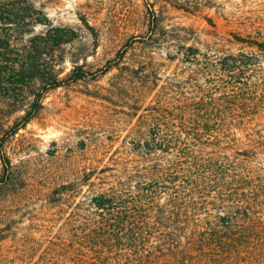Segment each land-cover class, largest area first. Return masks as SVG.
<instances>
[{
  "label": "rangeland",
  "instance_id": "obj_1",
  "mask_svg": "<svg viewBox=\"0 0 264 264\" xmlns=\"http://www.w3.org/2000/svg\"><path fill=\"white\" fill-rule=\"evenodd\" d=\"M0 12V264L125 260L96 255L106 249L83 239L91 201L150 182L171 157L150 153L147 141L167 126L178 131L189 112L220 124L211 133L220 141L201 145L208 173L223 171L227 156L251 180L242 196L248 215L237 224L246 238L241 255L219 259L208 241L200 259L264 264V154L243 155L262 152L249 141L264 138V61L250 45L264 43V0H0ZM230 55L253 65L228 78L222 66ZM228 80L254 86L258 105L228 104L236 96ZM54 82L63 84L49 90ZM201 171L195 220L204 226L220 200L203 180L223 177ZM156 214L165 232L164 212Z\"/></svg>",
  "mask_w": 264,
  "mask_h": 264
},
{
  "label": "trees",
  "instance_id": "obj_2",
  "mask_svg": "<svg viewBox=\"0 0 264 264\" xmlns=\"http://www.w3.org/2000/svg\"><path fill=\"white\" fill-rule=\"evenodd\" d=\"M0 19H3L1 12ZM151 24L157 23L153 20ZM250 45L258 47L264 61V43L250 42ZM249 65L253 64L230 55L223 60L222 67L228 78H231L236 74L234 73L236 70L238 74L245 75ZM80 77L81 73L75 79ZM73 80L72 76L67 78V81ZM62 84L63 82L50 83L49 90ZM227 85L234 91L233 96L236 95L234 99L228 98V104L236 102L237 105L245 106L244 111L258 105L256 93L252 90L254 86L249 82L237 88L228 80ZM262 90L264 91V88ZM244 92L251 94V99L244 97L246 95ZM211 99L213 98H210V101ZM37 109L35 104L32 105V109L22 117L23 125L31 120ZM207 111L209 110L205 107L200 115ZM216 123L217 120L211 116H197L195 119V115L189 112L185 118H181L178 131L169 126L164 131H158L149 140L153 142L152 148L147 141L146 146L150 153L158 150L171 157V160H165L157 170L155 167V170L150 172V182H138L134 186L135 193L127 191L124 195L102 194L93 198L91 202L94 212L93 216L87 219L90 228L83 239L94 247L99 245L106 249L94 251V254L110 252L112 255H120L125 260L121 259L118 264H200L208 261H202L200 258L206 249V243L210 241V245L217 249L219 255L217 252L216 255L219 259L229 260L233 255L238 254L236 258L241 255L239 250L246 238L237 224L243 222L248 215L246 206L249 204L242 196L247 194L245 187H248L251 180L238 169L239 164L227 156L223 157L225 166L220 173L212 169L210 174L209 170L201 165L205 162L201 156L203 149L201 145L209 143L210 139H213L214 143L220 141L218 136L211 134L217 132L220 127V124ZM16 130L18 128H15L14 132ZM259 137L260 141L249 142L253 150L257 146H262V152L245 150L243 152L248 153L243 154L244 156L249 157L250 153L264 154V145L261 144L264 138L260 133ZM3 161L5 163L6 160ZM200 170L201 176L205 179L207 175L210 178H217L216 175L223 177L222 180H203L204 184L209 181L213 185L220 200L216 215L206 220L204 226L203 222L196 223L195 220L199 204L196 187L200 181L195 180V175ZM161 195L166 197V203L159 206L156 203H159ZM157 209L164 212V220L168 227L165 232L159 229L156 222ZM198 228L201 232L199 238L196 237ZM195 251H198V255L194 254ZM85 257V254H80L75 255L73 259L77 261Z\"/></svg>",
  "mask_w": 264,
  "mask_h": 264
}]
</instances>
